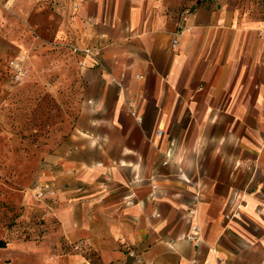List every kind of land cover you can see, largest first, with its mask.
<instances>
[{
    "label": "crops",
    "instance_id": "0c3cea01",
    "mask_svg": "<svg viewBox=\"0 0 264 264\" xmlns=\"http://www.w3.org/2000/svg\"><path fill=\"white\" fill-rule=\"evenodd\" d=\"M57 11L59 36L99 52L74 54L82 101L32 183L51 185L59 236L100 264H260L264 20L200 9L174 47L179 17L158 0Z\"/></svg>",
    "mask_w": 264,
    "mask_h": 264
},
{
    "label": "rangeland",
    "instance_id": "374dc122",
    "mask_svg": "<svg viewBox=\"0 0 264 264\" xmlns=\"http://www.w3.org/2000/svg\"><path fill=\"white\" fill-rule=\"evenodd\" d=\"M158 1L175 17L206 8L264 20V0ZM32 2L25 15L0 3V264H77L75 243L59 236L56 219L31 189L82 101L75 53L58 35L59 0Z\"/></svg>",
    "mask_w": 264,
    "mask_h": 264
},
{
    "label": "built area",
    "instance_id": "2783aa9c",
    "mask_svg": "<svg viewBox=\"0 0 264 264\" xmlns=\"http://www.w3.org/2000/svg\"><path fill=\"white\" fill-rule=\"evenodd\" d=\"M191 29H192V25H191L190 12H183L178 19L177 27L175 30V37H174L173 42H172L173 46L174 47L177 46L179 36H181L186 31H190ZM71 48H72L74 53L84 52V53L90 54V55L95 56V57L99 53V52L94 51V49L80 48L76 45L71 46ZM158 133L160 135L163 134V132L161 130H159ZM170 159H171V154L167 153L165 156L164 163H168L170 161ZM31 189H32V192H33V194L37 200H40V201L46 203V201L48 200V196L51 193V185L49 183H46V182L41 183V184L37 183V184H34V186H32ZM240 215H241V213L239 212V210L237 208L233 212L227 213L225 215V218L230 220V219H232L234 217H238ZM187 238L190 240H193L196 243L198 242V239L194 236V234H189L187 236ZM83 245H84V242L82 240L75 243L74 248L77 250V255H82ZM84 264H90V262L86 261ZM214 264H227V263H225L223 260H219ZM260 264H264V259L262 260V262Z\"/></svg>",
    "mask_w": 264,
    "mask_h": 264
},
{
    "label": "trees",
    "instance_id": "16d2710c",
    "mask_svg": "<svg viewBox=\"0 0 264 264\" xmlns=\"http://www.w3.org/2000/svg\"><path fill=\"white\" fill-rule=\"evenodd\" d=\"M86 254H87V248H86V246L83 245V247H82V255L84 257H86Z\"/></svg>",
    "mask_w": 264,
    "mask_h": 264
}]
</instances>
